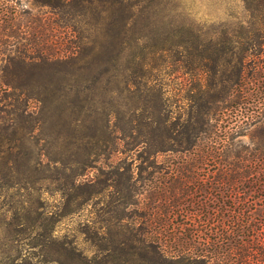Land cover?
Returning a JSON list of instances; mask_svg holds the SVG:
<instances>
[{
  "label": "rangeland",
  "instance_id": "rangeland-1",
  "mask_svg": "<svg viewBox=\"0 0 264 264\" xmlns=\"http://www.w3.org/2000/svg\"><path fill=\"white\" fill-rule=\"evenodd\" d=\"M49 11L0 0V264H154L137 229L158 192L160 237L173 211L194 213L203 196L216 216L246 209L236 201L246 187L218 191L220 171L252 180L250 161L223 150H264V49L228 88L245 42H234L240 0H71Z\"/></svg>",
  "mask_w": 264,
  "mask_h": 264
},
{
  "label": "trees",
  "instance_id": "trees-1",
  "mask_svg": "<svg viewBox=\"0 0 264 264\" xmlns=\"http://www.w3.org/2000/svg\"><path fill=\"white\" fill-rule=\"evenodd\" d=\"M35 1L48 7L51 14L57 15L56 8L60 2L71 0ZM240 2L246 13V21L245 26H240L238 40L234 42L237 44L241 41L245 42L241 46L238 45L235 78L228 88L240 84L245 76L246 58L259 54L264 49V0H240ZM50 18L46 17L45 20H50ZM53 22L56 23L55 18ZM194 147V143L187 144L184 146V150L188 152L194 150ZM229 155L234 159L250 161V163L244 165V168L245 171H251L252 180L248 184L242 182L238 170L220 171L222 176L218 174L221 180L218 191L223 195H226L230 190L232 192L236 190L235 194H241V191L246 187L245 197L243 199L240 196L236 198L239 204L244 203V199L246 200V209H239L233 214H228V217L225 216V213L216 216L207 208L210 197L203 196L198 204L201 207L194 213L181 214L173 211L171 215L176 216V218H173L169 224L174 225V228L168 231V236L163 234L160 237L159 231L154 232L153 223H155L154 225L160 224V228L165 229L166 221L162 223L164 221L162 216H165V214L160 207L163 205L164 193L158 192L159 195L156 199L159 200L158 205L149 208V210L145 209L148 212L140 214L141 227L137 229V239L141 243L143 251L151 252L156 258L154 264H206L213 257L217 258L215 264H264V150L258 151V148H254L250 151L246 149L244 152L241 150L227 153L223 150L221 152L222 157H230ZM197 157H199L198 154ZM205 157H208L206 161L210 162L211 155H204ZM197 160L203 161L200 158ZM225 160L223 158L220 161ZM185 164L187 166V161ZM240 164V162L236 164V161L235 164L229 163L232 167L235 165L236 169H240L238 167ZM220 165H223V163ZM195 183H197V180ZM216 187H213V189ZM248 194L251 196L246 198ZM219 199H224V196ZM170 216L168 217L170 218ZM169 218L167 219L168 222ZM226 219L230 222L227 226L224 224ZM178 220L179 222H177ZM215 221H217L216 225L213 224ZM149 225H151L150 229ZM180 226L184 229H180ZM176 231L180 232V235H177ZM163 239L171 244L170 248L173 252L170 255L165 254L163 251ZM199 245L205 247L201 248Z\"/></svg>",
  "mask_w": 264,
  "mask_h": 264
}]
</instances>
